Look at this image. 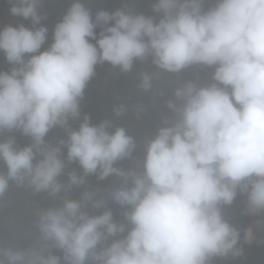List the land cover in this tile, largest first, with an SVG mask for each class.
Wrapping results in <instances>:
<instances>
[{"label":"clouds","instance_id":"9594fccd","mask_svg":"<svg viewBox=\"0 0 264 264\" xmlns=\"http://www.w3.org/2000/svg\"><path fill=\"white\" fill-rule=\"evenodd\" d=\"M60 1L50 41L44 0L0 2L17 20L0 26V207L49 201L23 231L9 218L0 264L264 259V0ZM134 84L173 88L145 141L114 93Z\"/></svg>","mask_w":264,"mask_h":264},{"label":"trees","instance_id":"16d2710c","mask_svg":"<svg viewBox=\"0 0 264 264\" xmlns=\"http://www.w3.org/2000/svg\"><path fill=\"white\" fill-rule=\"evenodd\" d=\"M2 4H6L7 0H0ZM64 3L60 0H44V4L42 6V11L47 14V18L42 21V23L46 24L49 28V41L51 39L52 30L57 22L56 16L58 14V9L62 8ZM68 7V5H65ZM117 7H120L116 2L112 1L110 3V10H113ZM29 22L26 21L25 24ZM6 66V65H2ZM206 70H203L199 67H193L191 69L185 70L180 76L167 77V79L174 85L183 81V79L190 78L194 72H200L203 76ZM126 79L132 81L133 71L131 73L124 74ZM168 81L166 78H164ZM92 88V84L90 83L86 91H90ZM164 90V97H157L154 92L150 96H145L139 89L136 87V84L130 90H127L124 87H116L114 89V93L119 101L128 102L126 105L128 111H131L133 108V103L136 106V109L139 110L140 113L143 114V117L136 123L137 125V135L138 138L142 141H145L148 137L152 136L157 127L160 125V115L162 113H167V108L165 106L164 101L167 98L171 97L172 87L168 84H165L162 88ZM93 98V97H91ZM83 112L89 113L93 117V121H99L101 119L107 118L108 114H102V104L101 103H92L88 105ZM126 112V113H127ZM120 124H123L126 128L128 125L127 120L121 121ZM50 136H63L64 133L60 129H54L53 132L49 134ZM21 142H23V138H20ZM143 154V146L137 147V151L135 155L141 156ZM127 164V162H124ZM115 182L114 177H110L105 181H97L95 177L89 178V183L92 186L104 188ZM79 190H77L74 195H78ZM49 201L42 197H34L30 192L25 190H13L8 197L2 207H0V242H6L8 237V220L10 217H15L16 227L23 231L27 229L31 221L33 219V213L37 205L46 206ZM255 264H264L263 258H257L253 261ZM242 260L238 259H227L223 261H218V264H241Z\"/></svg>","mask_w":264,"mask_h":264},{"label":"rangeland","instance_id":"374dc122","mask_svg":"<svg viewBox=\"0 0 264 264\" xmlns=\"http://www.w3.org/2000/svg\"><path fill=\"white\" fill-rule=\"evenodd\" d=\"M9 22L16 23L17 20L15 17H12L7 11L0 9V26Z\"/></svg>","mask_w":264,"mask_h":264}]
</instances>
